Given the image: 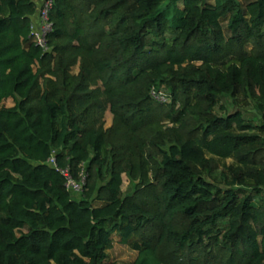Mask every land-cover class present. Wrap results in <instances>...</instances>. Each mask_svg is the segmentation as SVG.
<instances>
[{
	"label": "trees",
	"instance_id": "obj_1",
	"mask_svg": "<svg viewBox=\"0 0 264 264\" xmlns=\"http://www.w3.org/2000/svg\"><path fill=\"white\" fill-rule=\"evenodd\" d=\"M43 1L0 0V264H264V0H55L50 52Z\"/></svg>",
	"mask_w": 264,
	"mask_h": 264
},
{
	"label": "rangeland",
	"instance_id": "obj_2",
	"mask_svg": "<svg viewBox=\"0 0 264 264\" xmlns=\"http://www.w3.org/2000/svg\"><path fill=\"white\" fill-rule=\"evenodd\" d=\"M240 1L243 5H245L248 2H250V1L252 2L255 0H240ZM209 4L214 5L215 0H209ZM222 23L225 27L228 26V20H223ZM226 34H227V36L229 34L227 32V30H226ZM173 39H174V36L172 35L171 30H169L168 34L166 36V40L168 43H172ZM73 73L74 74L79 73V70L77 67L74 68ZM163 93L168 94L169 92L164 90ZM4 106L9 107V108L13 107L14 102L12 100H8L4 103ZM239 110L242 111V113L244 114L247 123L255 125V126L261 124V115L257 111L255 104L254 103L250 104L247 101H244L241 97L238 98L237 103L235 102L234 99H232L229 96L228 97H222L220 99L219 105L216 109V113L220 117H226L227 115L233 114ZM112 119H113L112 114L108 111L106 113V116H105L107 128L111 127ZM207 156L209 158H215L216 161L219 162L220 168H219L218 172L215 173V176H214L217 179V181H219L221 173L227 167L231 166L234 163V159H232V158L226 159V160H220L219 158L211 156L210 154H207ZM123 178H124L123 191L126 194H128L133 190V186L130 183L127 176H124ZM220 226L222 228H224L226 226V223L222 222L220 224ZM27 231L28 230L25 229L24 232H27ZM121 241H122L121 236L119 234L113 235V249L108 251V260L106 263L113 262L116 264H131L137 259L138 253L132 248V246L124 245V244H122Z\"/></svg>",
	"mask_w": 264,
	"mask_h": 264
},
{
	"label": "built area",
	"instance_id": "obj_3",
	"mask_svg": "<svg viewBox=\"0 0 264 264\" xmlns=\"http://www.w3.org/2000/svg\"><path fill=\"white\" fill-rule=\"evenodd\" d=\"M55 6V0H44L41 6L38 8V20L32 25L31 28V40L32 42L40 47L44 52H50L49 36L54 30V24L51 20V13ZM153 97L161 103H170V97L168 94L163 92H152ZM50 164L57 167L56 159L50 160ZM63 174L67 177L68 187L73 192L79 194L84 191L86 185V175H82L81 182H76L69 171H64Z\"/></svg>",
	"mask_w": 264,
	"mask_h": 264
},
{
	"label": "crops",
	"instance_id": "obj_4",
	"mask_svg": "<svg viewBox=\"0 0 264 264\" xmlns=\"http://www.w3.org/2000/svg\"><path fill=\"white\" fill-rule=\"evenodd\" d=\"M78 68V67H77ZM78 70H79V68H78ZM112 124H113V119H112V123H111V126H112ZM98 206H99V204H98Z\"/></svg>",
	"mask_w": 264,
	"mask_h": 264
}]
</instances>
